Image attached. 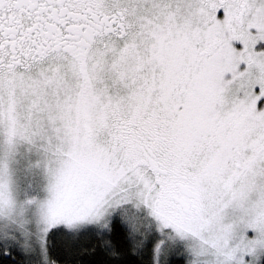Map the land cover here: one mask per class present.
<instances>
[{"label": "snow or ice", "instance_id": "1", "mask_svg": "<svg viewBox=\"0 0 264 264\" xmlns=\"http://www.w3.org/2000/svg\"><path fill=\"white\" fill-rule=\"evenodd\" d=\"M0 264H264V0H0Z\"/></svg>", "mask_w": 264, "mask_h": 264}]
</instances>
